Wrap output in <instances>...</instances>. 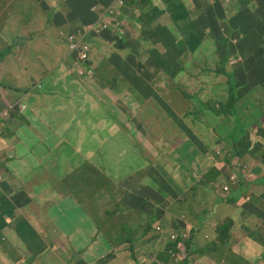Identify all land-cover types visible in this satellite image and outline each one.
I'll list each match as a JSON object with an SVG mask.
<instances>
[{"label":"rangeland","instance_id":"1","mask_svg":"<svg viewBox=\"0 0 264 264\" xmlns=\"http://www.w3.org/2000/svg\"><path fill=\"white\" fill-rule=\"evenodd\" d=\"M19 1L31 10L38 6L34 0ZM160 1H129L131 10L141 11L139 23L123 19V7L103 9L101 18H110L114 23L99 38L112 35V45L93 39L102 28L98 20L84 45L83 39L72 37L75 51L86 57L79 60L80 64L87 72H93L92 84L72 74L70 63L64 58H56L54 53L47 55L56 74L39 96L33 94L30 99L48 104L43 114H50L52 108L58 117L65 118V122L56 118L55 123L62 140L59 159H76L79 149L80 154L90 151L94 169L89 178L88 166L76 165L81 170L66 172V165L60 163L51 176L55 181L65 179L52 190L48 189L54 182H39L37 186L3 182L10 184L9 189L0 184V194L14 210V216L0 218V226L11 227L9 240L0 236V264L11 263V257L18 264H35L36 257L26 246L32 235H38L28 222L41 213L31 197L38 192L47 199L44 209L52 217L49 225L58 230L56 237H44L47 246L61 249L58 252L63 258L58 264H87L90 260L95 264H177L183 258L176 256L169 245L178 241L183 247L189 228L182 217L189 222V213L191 219L196 216L197 204L189 198L192 186L206 183L204 192L211 193L232 182L235 167H244L240 161L247 157L243 153L246 133L252 123L259 126L264 120L261 0L254 4L245 0H227L228 4L194 0L195 8L190 0H185L186 5L183 0ZM199 4L205 5L206 20L199 15ZM116 23L123 25L126 32L121 33ZM157 24L161 25L156 27ZM18 44L21 50L32 49L27 42ZM35 44L41 46L42 42ZM58 44L56 54L64 56L67 43ZM126 51L123 62L120 55ZM226 54L228 70L236 77L232 84L215 72ZM254 67L262 68L254 73ZM3 73L0 64V76ZM38 81L40 75L32 78L27 87ZM229 90L238 99L239 127L245 133L233 131L237 138H215L209 127L221 124V133H226L230 124L222 122L223 116L201 107L210 103L208 106L222 108ZM244 152L251 158L259 156L255 164L264 165L263 150L257 154ZM11 165L18 167V163ZM21 195L26 196L25 200L19 201ZM23 218L28 221L21 226L16 224ZM148 225L154 226L155 233V227H160L162 243L152 241L153 230ZM193 234L200 246L209 241L199 231ZM256 243L264 248V242ZM74 245L84 249L88 259L77 258ZM263 255L264 250L254 257L215 252L212 259L195 264H255Z\"/></svg>","mask_w":264,"mask_h":264},{"label":"crops","instance_id":"2","mask_svg":"<svg viewBox=\"0 0 264 264\" xmlns=\"http://www.w3.org/2000/svg\"><path fill=\"white\" fill-rule=\"evenodd\" d=\"M34 1L38 6L33 7V10L21 6L19 0L0 1V64L4 71L3 75L0 76V184L4 185L3 182H20L21 184L37 186L39 182H54L48 189L52 190L56 184L64 180L55 181L51 176L60 163L66 165V172L81 170L76 165L88 166V176L92 175L94 167L91 164V156L93 153L85 151L80 154L77 150L75 153L78 158L59 159L58 155L60 154L62 140L55 129V123L56 118L64 122L65 118L64 116L58 117V112L52 108L50 114H43L42 110H46L48 104H44L43 100L30 99V96L33 94L39 96L38 93L44 91L47 82L52 80L56 74V71L50 68V64L46 59L47 55L54 53L56 58L63 59L65 57H58L56 54L60 49L58 44L61 41L60 32L67 33L74 27L96 23L98 14L93 11L95 6L104 9L111 4H114L116 8L119 5L116 2L117 0ZM129 1L126 0V5L120 9L123 19L131 23H139L138 14L140 15L141 11L131 10ZM146 1L149 0H144L142 4ZM158 1L162 3L160 0ZM190 1L193 3V8H195L194 0ZM223 1L229 3L227 0H220L221 3ZM245 1L247 4L260 2V0ZM139 2L136 0V3ZM183 2L185 3V0ZM261 3L264 7V0H261ZM209 4L213 5V1H209ZM199 7V15L201 16L205 14V5L199 4ZM66 18H68V21L65 20ZM161 24H157L156 27ZM26 36L29 38L26 39ZM98 39L110 45L113 44L114 40L110 34H104ZM20 41L29 43L32 49L21 50V46L18 44ZM36 41L42 42V45L37 46ZM97 46L100 47L101 45L98 44ZM31 53L33 59L30 58ZM131 54L136 53L131 52ZM127 55V51L121 53L120 57L123 62L126 61ZM76 58L77 54H68L64 61L70 63L72 74L77 75L80 80L92 84L90 81H93L94 76L88 75L83 67L77 68L75 66ZM261 68L254 67L252 71L255 73ZM44 74L47 75L43 78ZM38 75L41 76V81H38L37 84L43 90L41 92L24 93L25 89L29 88L27 86L31 79ZM17 104L20 106L22 114L19 117L14 116L13 113L8 116L5 111L6 108L17 107ZM228 123L230 124V121ZM234 131H238V134L245 133L243 127L234 129ZM262 133H264V120L259 126L255 122L250 125V129L245 136L243 149V153L247 157L244 161H240L244 165L242 168H246L250 174L239 185L230 186V197L227 202H220L222 207L212 209L205 220L208 231H216L220 224L227 225V231L213 235V238L216 239L217 249L224 251L226 255L245 257L247 253L254 257L264 250L256 243L264 242V165L262 163L255 164L259 162V156L251 158L244 152L249 151L257 154L261 150L264 151ZM238 134L233 137L237 138ZM222 137H226L224 133ZM12 163H18V167L13 168ZM237 168H234L232 175L235 174ZM68 181H71V179L68 178ZM225 185L228 186L229 182H226ZM206 186L207 184L204 183L203 189L197 191L200 201H204L210 195V193L204 192ZM4 187L9 189L10 184L4 185ZM56 190L58 191L59 188ZM31 197L34 199V204L41 211L39 217L35 218L34 216L30 221L24 218L22 220L18 219L16 224L21 226L25 221L30 222L39 236V238H36L32 235L26 246L27 250L36 257L35 264H58L63 258L62 254L58 252L61 249L56 246H47L44 242V237H56L58 233L57 228L49 225L52 217L44 209V203L47 199L43 192L33 194ZM25 198V195H21L19 201H23ZM29 207L32 208L31 205ZM13 211L12 207L9 206V201L1 193L0 218L4 220V218L14 216ZM20 221L22 222L20 223ZM10 230L11 227L8 225L6 229L0 226V236L9 240ZM56 241L58 239H55ZM11 245L18 254L17 248L13 244ZM72 250L76 253L77 258L88 259L85 250L79 246L74 245ZM83 253H85V257H81ZM208 257L209 255L207 257L195 256L193 259L203 261ZM11 258V263L6 261V264H18L13 257ZM257 261L255 264L264 263V255L257 258ZM87 264L95 263L90 260Z\"/></svg>","mask_w":264,"mask_h":264},{"label":"clouds","instance_id":"3","mask_svg":"<svg viewBox=\"0 0 264 264\" xmlns=\"http://www.w3.org/2000/svg\"><path fill=\"white\" fill-rule=\"evenodd\" d=\"M144 0H140V2H143ZM119 5L118 8L120 7H124L126 5V2H123V1H119L117 0L116 1ZM122 2V4H121ZM99 6H95L93 8V11L96 12L98 14V22L101 24L102 28L99 27V31L97 34H95L93 36V39H96V38H99V35L103 32V31H107L108 28L110 26H113V21L110 19V18H101V11L103 9H101ZM112 8H116L114 4H111L109 7H107L106 9H112ZM105 9V8H104ZM96 23H94L93 25H88V26H80V27H74V29H70L69 32L67 33H64V32H60V39L61 41H66L67 43V46L65 47V49H67V53L65 55V57L68 55V54H77V58H76V64L75 66L77 68H80V67H83V65L80 64L79 60H85V56H80L78 52L75 51L76 49V45L74 44H71V39L72 37H77V38H81L83 39V45L85 44V41H86V37H87V34L88 32L93 28L95 27ZM116 26L118 28H120V31L121 33H125L126 31L124 30L123 28V25L121 26L120 24H117L116 23ZM82 28V29H81ZM83 49H87L85 47H83ZM225 56V64H224V68L223 69H218V64L215 68V72L216 74H218L219 76L223 77L227 83V78L230 76V75H234L233 72H231L230 70H228V61H229V56L226 54L224 55ZM64 57V58H65ZM227 69L230 73H229V76L225 75L224 74V69ZM84 71L88 74V75H92L93 72L90 71V72H87L84 68ZM236 78V77H235ZM30 90V93L32 92H41V89L42 87L39 85V84H34V86H30L29 88H27ZM25 89V90H27ZM15 109H18L20 111V115L22 114V110L20 108V106L17 104V107H10V108H6V113L7 115H11L12 113L14 114V110ZM15 116V114H14ZM249 171L246 169V168H237L236 169V172L235 174H233L232 176V182L229 183V185H225V186H221V187H218L216 190H214L213 192L210 193L209 197L205 198L204 201H200L199 200V197L197 195V191L196 190L195 192H192L190 191L192 194L189 196L190 198V201L192 202H195L197 205L195 207V213H196V216L194 219H191L192 218V215L189 213V222L187 221V219L185 218V216L182 217V219H184V223H185V227L186 229L189 228V232L185 231V234H186V239L185 241H183V247L180 248V243L177 241L173 244H170V248L172 249V251L176 254V256L178 257H182L183 259L181 261H178L177 264L179 263H183V264H186L187 260L189 261L187 264H195L196 262H199V261H196L195 259H193V256H202V257H207V255H209V257L207 259H204V261L206 260H210L213 258V254L215 252H221L222 254L225 253L224 251L222 250H218L217 249V243H216V239L213 238V235H218L219 233L221 234L222 232L224 231H227L228 230V227L227 225L225 224H220L218 227H217V230L216 231H208V229H206V225H205V220L206 218L208 217L209 213L212 211V209L214 208H217V207H222L221 206V203L220 202H227L228 198L230 197V186H237L240 184V182H242V180L244 178H247V176L249 175ZM54 178V177H53ZM70 178V177H69ZM61 179H65L64 178H61ZM59 179V180H61ZM71 179V178H70ZM195 221L196 223L195 224H191L190 222L191 221ZM156 228V234L159 233V237L155 240L162 243L163 242V238H162V235L160 234V227L157 226L155 227ZM191 231H192V235H191ZM193 231H199L200 233L204 234V238L205 239H208L209 241L208 242H205L204 245L200 246L198 244V241L197 239L195 238L194 234H193ZM219 231V232H218ZM36 238H39V236L37 235ZM175 239V237H174ZM183 249V250H182ZM189 249H190V252H189ZM188 254H189V257H188ZM199 263H202V262H199Z\"/></svg>","mask_w":264,"mask_h":264},{"label":"trees","instance_id":"4","mask_svg":"<svg viewBox=\"0 0 264 264\" xmlns=\"http://www.w3.org/2000/svg\"><path fill=\"white\" fill-rule=\"evenodd\" d=\"M196 8L198 9V12H199V8L200 7L197 6ZM179 15L182 17L181 11H180ZM201 17H202L203 20H206L207 15L203 14V15H201ZM163 30L165 31V29H163ZM66 52L67 51H65L64 56H65ZM224 64H225V56L220 58L219 63H218V69H223L224 68ZM229 73L230 72L225 68L224 69V74L229 76ZM46 75L47 74H44L43 78ZM235 82H236L235 75H230L227 78V84H232V83H235ZM29 92H30V90H26L24 93L28 94ZM209 104L207 103V104L203 105L201 107V110L207 109L208 111H211V113H213V114L215 113V115L218 116V117L223 116V117H221V118H224V119H222V122H227L228 123V121H230V126H229L228 130H226V133H224V136H226L228 139L234 138L233 135H232V132L234 131V129H241V126L239 127V125H241V121H240L239 115L237 113L238 102H237V98L235 99L234 96H233V90H229L228 91L226 101L223 104L222 108H219L220 106H215V105L208 106ZM14 114H15L16 117H19L20 116V111L18 109H15L14 110ZM225 118H228V119L225 120ZM208 129H210L212 131V134L215 136V138H221L222 137L223 133H221V124L209 127ZM201 139H202V137H201ZM208 143H206V144H208ZM91 176L92 175H90L89 178ZM89 182H94V180L90 179ZM203 185H204L203 183L202 184H195V185L192 186L193 188L191 189V191L195 192L196 190H202L203 189ZM91 218L94 221H96V218H95L94 214H92ZM21 222L22 221H20V223ZM35 224H38V223H35ZM100 224L102 225V223H100ZM147 228H150V229L153 230L154 240H152V241H155L159 237V233H157V234L155 233L154 226H152V225H148ZM108 235H109L108 232H106L105 236H108ZM134 251H135V248H134V245L132 243L130 245V252H131L132 257H133ZM134 258H135V254H134Z\"/></svg>","mask_w":264,"mask_h":264},{"label":"built area","instance_id":"5","mask_svg":"<svg viewBox=\"0 0 264 264\" xmlns=\"http://www.w3.org/2000/svg\"><path fill=\"white\" fill-rule=\"evenodd\" d=\"M121 4H122V2H121Z\"/></svg>","mask_w":264,"mask_h":264}]
</instances>
